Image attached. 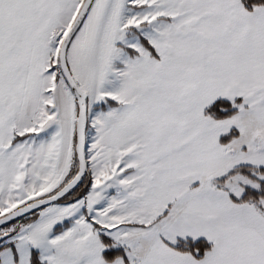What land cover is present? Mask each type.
<instances>
[{
    "label": "snow or ice",
    "instance_id": "1",
    "mask_svg": "<svg viewBox=\"0 0 264 264\" xmlns=\"http://www.w3.org/2000/svg\"><path fill=\"white\" fill-rule=\"evenodd\" d=\"M0 264H264V0H0Z\"/></svg>",
    "mask_w": 264,
    "mask_h": 264
}]
</instances>
